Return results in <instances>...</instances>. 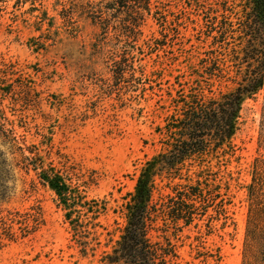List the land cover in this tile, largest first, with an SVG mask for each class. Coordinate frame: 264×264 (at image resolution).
<instances>
[{"label": "rangeland", "instance_id": "374dc122", "mask_svg": "<svg viewBox=\"0 0 264 264\" xmlns=\"http://www.w3.org/2000/svg\"><path fill=\"white\" fill-rule=\"evenodd\" d=\"M107 5L103 0H0V121L9 123L23 148L37 149L46 164L74 183H90L82 188L89 199L107 206L96 235L75 237L54 193L32 170H18L17 194L3 208L34 214L39 224L30 218L0 223V264H101L126 226L124 205L141 169L168 143L173 100L190 91L220 98L240 81L233 66L224 67L222 77L208 75L215 47L205 35L207 15L201 8L184 10L180 0H157L154 6L166 14V24L153 7L133 40L122 28L130 14L108 11ZM90 8L105 11L108 31L83 12ZM263 108L264 90L244 103L232 141L236 154L227 171L233 177L229 215L235 227L199 216L196 227L178 230L159 218L149 236L164 248L168 241L175 246L178 258L169 264L242 263L246 187L255 159L264 157L259 149ZM205 161L187 163L184 174L211 165ZM221 164L204 177L221 183L227 163ZM166 184H160L163 196L173 193ZM161 195H155L158 207L165 200Z\"/></svg>", "mask_w": 264, "mask_h": 264}, {"label": "trees", "instance_id": "16d2710c", "mask_svg": "<svg viewBox=\"0 0 264 264\" xmlns=\"http://www.w3.org/2000/svg\"><path fill=\"white\" fill-rule=\"evenodd\" d=\"M103 1H107L108 11L126 10L130 14L122 28L133 40L139 34L144 15L150 16L153 7L157 9L155 14L159 15L157 20L167 22L166 14L154 6L157 0ZM180 1L184 10L195 8L200 11L201 8L207 15L203 17V27L206 37L211 38L215 47L209 52L214 55L208 75L211 78L222 77L226 72L223 68L233 66L240 81L232 92L220 98H208L204 92L190 91L173 100L175 113L165 134L168 143L141 169L134 192L128 195L124 205L126 226L112 251L104 252L101 264H169L173 258L177 259L175 246L170 241L164 248L150 239V227L156 225L159 218L171 222L178 230L195 225L199 216H207L211 224L224 220L222 228L235 227L229 215L233 204V177L227 166L236 154L232 141L240 127L243 105L247 100H255L264 90V0ZM203 3L208 7H203ZM213 6L218 7L215 10ZM90 9H83V12L92 20H98L108 31L111 25L106 23L105 11ZM173 22L181 26L176 16ZM8 124L0 121V223L22 224L30 218L34 225L39 224L34 214L21 215L3 208L17 194L18 170H26V174L32 170L38 183L54 193L74 236L86 239L89 238L86 235H96L97 228L102 227L98 220L107 206L104 201L89 199L82 188L90 183L83 186L77 181L74 183L73 177L46 164L37 149L23 148ZM259 149L264 150V108ZM26 152H29L28 156ZM205 159L210 160L208 164L211 165L200 164L195 173L184 174L187 163L206 162ZM224 160L227 165L221 183H217L218 177L215 180L210 179L211 175L205 178L204 173H212L216 166L221 170ZM176 180L180 183L173 185ZM165 181L166 187L173 192L167 196L161 195L164 188L160 184ZM246 191L247 220L241 264H264V157L255 159ZM21 192L26 191L23 189ZM157 193L165 198L159 207L155 201ZM5 212L7 214L3 216ZM26 232L23 238L29 234Z\"/></svg>", "mask_w": 264, "mask_h": 264}]
</instances>
